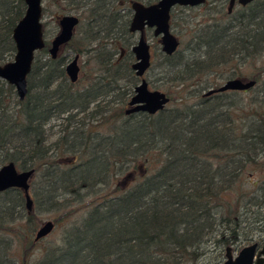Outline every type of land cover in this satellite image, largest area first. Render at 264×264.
Returning a JSON list of instances; mask_svg holds the SVG:
<instances>
[{
    "label": "trees",
    "instance_id": "obj_1",
    "mask_svg": "<svg viewBox=\"0 0 264 264\" xmlns=\"http://www.w3.org/2000/svg\"><path fill=\"white\" fill-rule=\"evenodd\" d=\"M58 1L61 11L80 9L68 47L87 58L89 76L70 83L65 58L52 59L45 39L24 100L0 79V166L34 170L31 210L23 190L0 192V264L34 249L41 213L56 215L62 227L33 264H199L209 253L221 263L227 246L249 241L251 223L257 231L264 226V0L231 14L228 0H211L204 6L213 1L217 16L198 24L181 15L194 8L172 10L170 27L196 29L188 45L204 54L190 68L182 49H160V71L153 63L149 69L155 88L168 87V96L176 85L192 89V69L199 75L244 60L262 66L244 92L205 96L201 87L195 104L153 115L124 113L134 88L123 86L134 75L133 0ZM24 11V0H0V64L14 57L12 32ZM53 120L61 121L54 133ZM62 156L74 160L63 167ZM129 176L125 188L114 184Z\"/></svg>",
    "mask_w": 264,
    "mask_h": 264
},
{
    "label": "water",
    "instance_id": "obj_2",
    "mask_svg": "<svg viewBox=\"0 0 264 264\" xmlns=\"http://www.w3.org/2000/svg\"><path fill=\"white\" fill-rule=\"evenodd\" d=\"M45 0H24L25 11L21 19L16 23L12 39L15 45V54L11 61L0 64V79L13 86L17 98L22 101L27 95V76L31 70L34 55L45 46L43 30V2ZM254 0H238L241 5H246ZM206 0H157L151 4L133 0L130 2L132 11L129 23V31L138 33V40L131 48L135 62L132 69L137 76H143L150 66V44L144 36L145 28H152L153 35L160 37L161 51L166 55H172L179 48V40L170 28V13L175 6H197L204 4ZM235 0H229V11ZM79 18L76 15L65 14L59 19L60 30L51 40L48 50L50 56L55 58L59 46L67 43L73 36L74 28ZM78 56L67 63L65 71L68 79L75 83L79 74ZM255 85V80H243L241 78H230L225 80L216 88L208 89L204 95L209 96L215 93L226 91H245ZM170 98L161 90L149 89L145 79L135 87L134 93L129 100V109L126 114L144 112L149 115L156 114L163 110L169 103ZM34 170H18L14 163L8 162L0 166V192L10 188H19L25 194L27 210L32 208L30 197L29 180ZM54 228L52 221L42 223L34 234V242L46 237ZM257 243L248 244L242 247L234 255L231 247L227 246L223 264H264V246L256 254ZM18 264H26L20 262Z\"/></svg>",
    "mask_w": 264,
    "mask_h": 264
},
{
    "label": "rangeland",
    "instance_id": "obj_3",
    "mask_svg": "<svg viewBox=\"0 0 264 264\" xmlns=\"http://www.w3.org/2000/svg\"><path fill=\"white\" fill-rule=\"evenodd\" d=\"M58 2H59L58 0H56V1L55 0H45L43 2V9L45 10L44 14L46 16H42V22L46 23V27L43 29L45 31L44 32L45 33V39L48 42H50V40H52L54 35H56V33H58V31H59L57 20H54V16L58 14L57 12L61 11L59 9ZM226 7H227V3L224 4V8H226ZM217 9H218V7H214L213 1H212V3H210V4L208 3V5H206V6L201 5L200 7L194 8L192 11L187 10L185 13H183L181 15H183V19L191 21L192 24H198V23L207 22L210 17H216L217 16V14H216ZM61 12L62 13L60 15L64 14V11H61ZM67 13L79 15L80 9L79 10L71 9ZM130 13H132L131 10H130ZM189 27L190 26H188L186 24L184 25L181 22H178L172 26L171 30L178 37V39L181 43L178 49H182V52H183L182 55L185 57V58L184 57L183 58H184L185 62H188V65L191 68L192 66H194V64H193V62H195L194 60H197L198 57L200 55H203L204 53H203V51H201L200 52L201 54H199V52L197 50H192L193 44L190 46L188 45L189 43H193L194 33L196 32V29L192 30ZM146 36H147V40L149 41L151 49H152L153 66L157 68L156 72H158V71H160L158 64L161 63V58L159 56V52H160L159 40H158V38L154 37L150 31L146 32ZM137 40H138V35L133 34L132 35V43L133 44L136 43ZM194 42H195V40H194ZM69 51L67 48L61 49V51H60L61 54H66L68 56L67 60L74 56L72 51L71 50H69ZM86 63H87V58L84 56H80L79 57V66L81 68V71L79 73L80 78L87 79V76H89V72H88L89 66L86 65ZM261 66H262V64L260 62L252 63L248 60H244L240 63H231V64H227L225 66H218L212 72L211 71H209V72L208 71H201V72H208V73H200L199 75L194 73V72H197V70H195V69L190 70L189 72H193V75H194L193 77L195 80H197L198 84L194 85V87L192 89H188L185 92L181 91L180 85L170 87V90H169L170 91V94H169L170 101L167 104V107L168 108H175V107H179V106L181 107L184 103L195 104L199 99L198 96H196V97L193 96V95H195L194 91L196 89L204 87V90L202 92H200V93H204L205 91H207L211 87H216V86L221 85L226 79H228L232 76L241 78L243 80H249V79H251V76L256 72V70L261 68ZM85 69H86V71H85ZM149 72L150 71H148L146 73L145 78L149 83L150 89H157V90H161L162 92H165L166 88H168V87L163 86V88H155L154 86H152L151 79L152 78L155 79V76H156L155 74H157V73L152 72L153 75H151ZM134 80L136 81L138 79L134 78ZM190 82L191 81H189L188 84ZM130 83H131L130 79H125L123 81V86L124 87L128 86V84H130ZM170 86H172V85H170ZM244 95H247V93H244ZM184 98L187 102H181V100ZM60 122H61L60 120H53L50 123V126L53 127L51 130L53 133L58 130ZM58 160L63 165V167H66V165L69 163L71 164L74 159L71 156H62L61 158H58ZM122 178L123 177H121L119 180H117V182H115L114 184L120 186L123 189L127 185H129V183L132 180H131L130 176L127 177L126 179H122ZM112 187L110 186V188H112ZM38 216H39L38 217V219H39L38 227L42 223L49 220V221H52L54 223V228L46 237H44V238L40 239L38 242H36L34 249H32V250L28 249L27 253H25L22 257H20L19 260L16 259L15 264H18L20 262H25L26 264H33L35 259L37 258L38 252H40V250H42V248L46 244V241H50L51 239H53L52 235H55V233L57 234V232H58L57 230L62 227L61 225L58 226V223H55L56 215L54 216V215H50L48 213H41ZM254 224L255 223H251L250 224L251 226L246 228V231L248 232L249 238L251 240L249 239V241H247V242H242V243L235 244L232 246V250H233L234 255H236L238 253V251L243 246L251 243L252 241H257L260 238H263L264 226L260 227L262 229H259V231H257V229H254ZM216 256H217L216 253H209L207 255V258H205L199 264H218L220 257H216ZM222 257H223V260L219 264H223V261L225 259L224 252H223ZM216 258H217V260H216Z\"/></svg>",
    "mask_w": 264,
    "mask_h": 264
},
{
    "label": "flooded vegetation",
    "instance_id": "obj_4",
    "mask_svg": "<svg viewBox=\"0 0 264 264\" xmlns=\"http://www.w3.org/2000/svg\"><path fill=\"white\" fill-rule=\"evenodd\" d=\"M137 1H139V0H137ZM210 0H206V2L204 3V4H207V2H209ZM140 2H143V1H140ZM143 3H145V2H143ZM251 3V2H250ZM145 4H151V3H145ZM204 4H201V5H204ZM249 3H247L246 5H248ZM201 5H197V6H193V7H191V6H179V7H191V8H197V7H200ZM246 5H241L239 2H238V0H235V2H234V4H233V6L231 7V10L229 11V0H228V3H227V7H226V10H227V12H228V14H231L232 13V11H234V9L237 7V6H241V7H245ZM176 7V6H175ZM174 7V8H175ZM61 8H64V5H62L61 6ZM129 8H130V4H129ZM173 8V9H174ZM172 9V10H173ZM172 10H171V13H172ZM68 11H65L64 12V14H62V15H58L57 16V23H58V27H59V30H60V25H59V19L63 16V15H65V14H68L67 13ZM171 13H170V19H171ZM72 15H74V14H72ZM78 18H79V16L78 15H76ZM79 22H80V18H79ZM79 22H78V24H79ZM78 24H77V26H78ZM76 26V27H77ZM76 27L74 28V31H73V36H74V33H75V30H76ZM171 28V27H170ZM151 32L152 33V35H153V29L152 28H145L144 29V36H145V38H146V40H147V36H146V32ZM130 32V31H129ZM130 33H132V34H134V35H138V33H133V32H130ZM57 34V33H56ZM175 35V34H174ZM73 36H72V38H73ZM154 36V35H153ZM176 36V35H175ZM154 37H156V38H158V40H159V44H160V37H157V36H154ZM177 37V36H176ZM72 38L70 39V41L72 40ZM177 39H178V37H177ZM179 40V39H178ZM70 41L69 42H67V43H64V44H62V45H60L59 46V49H58V52H57V55H56V57L55 58H52L51 56V58L52 59H56L57 57H59V56H63L65 59H64V66H63V70H64V73H65V76L67 77V80L70 82V83H72L68 78V75H67V73H66V71H65V66L67 65V63L68 62H70L73 58H74V56H78V60H77V62H78V66H79V57L81 56V55H79V54H75V53H73L74 54V56L72 57V58H70V59H68L67 60V58H68V56L66 55V54H61V49H65V48H67L68 49V51L69 50H71L69 47H68V45H69V43H70ZM148 41V40H147ZM50 43H51V40H50V42H49V46H48V50H49V48H50ZM148 43H149V41H148ZM179 43H180V41H179ZM134 44H136V43H134ZM133 44V45H134ZM150 44V43H149ZM132 45V46H133ZM132 48V47H131ZM160 49H161V44H160ZM72 51V50H71ZM70 52V51H69ZM49 53V52H48ZM133 54V53H132ZM150 54H151V56H150V66L148 67V69L144 72V74H143V76L141 77V76H137L136 74H135V71L132 69V64H133V62H135V58H134V60L132 61V63H131V69H132V71H133V73H134V75L131 77V80H130V82L131 83H133V85H134V88H133V93H134V89H135V87L141 82V78L142 79H145V81L147 82V84H148V88L150 89V86H149V83H148V81L146 80V78H145V75H146V73L149 71V69L151 68V65H152V63H153V61H152V49H151V46H150ZM50 55V54H49ZM133 56H134V54H133ZM192 70H194V69H192ZM196 70V69H195ZM80 71H81V68H80V66H79V73H80ZM159 72V71H158ZM88 77V76H87ZM134 78L135 79H138V80H134ZM82 80H84V78H80L79 77V74H78V78H77V80L75 81V83L76 82H78V81H82ZM136 83H135V82ZM132 95L133 94H131L130 96H129V98H128V100H127V102H126V104H125V108H124V113H125V111H126V109H128V108H130V106H129V104H128V102H129V100L131 99V97H132ZM128 107V108H127ZM135 113H144V112H135ZM135 113H130V114H135ZM126 114V113H125ZM147 114V113H146ZM126 115H129V114H126ZM252 243H257V247H256V254H255V256L259 253V251L263 248V246H264V236H263V238H260L259 240H257V241H252L251 243H249V244H252ZM248 245V244H247ZM246 246V245H245ZM244 247V246H243ZM231 251L233 252V250H232V247H231ZM239 252V251H238Z\"/></svg>",
    "mask_w": 264,
    "mask_h": 264
},
{
    "label": "bare ground",
    "instance_id": "obj_5",
    "mask_svg": "<svg viewBox=\"0 0 264 264\" xmlns=\"http://www.w3.org/2000/svg\"><path fill=\"white\" fill-rule=\"evenodd\" d=\"M111 1V0H110ZM106 4V3H105ZM114 5V4H113ZM103 6H105V5H103ZM98 7H100V6H98ZM109 7V6H108ZM85 8V7H84ZM96 9V8H95ZM94 9V10H95ZM105 9V8H104ZM107 9V8H106ZM109 9V8H108ZM91 11H92V9H91ZM99 11H101V10H99ZM95 15H96V13H95ZM94 18V17H93ZM98 18V17H97ZM96 19V18H95ZM173 19H174V17H173ZM207 32V31H206ZM133 74V73H132ZM114 77H116V76H114ZM128 108V107H127ZM129 109V108H128ZM127 110V109H126ZM132 116V115H131ZM221 118V117H220ZM66 200H67V198H66ZM65 200V201H66ZM71 200V199H70ZM61 202V201H60ZM68 202H69V200H68Z\"/></svg>",
    "mask_w": 264,
    "mask_h": 264
}]
</instances>
